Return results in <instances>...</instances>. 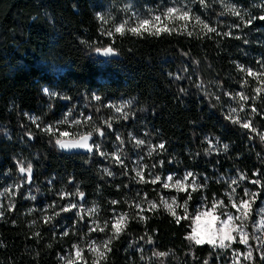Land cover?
<instances>
[{
	"label": "trees",
	"instance_id": "1",
	"mask_svg": "<svg viewBox=\"0 0 264 264\" xmlns=\"http://www.w3.org/2000/svg\"><path fill=\"white\" fill-rule=\"evenodd\" d=\"M164 1L0 0V182H10L14 193L3 202L0 198V211L4 212L0 217V264H65L59 256L74 243L84 248L83 256L87 264H92L93 254L83 246L81 235L86 229L84 219L74 209L60 211L78 200L77 190L85 194V201L94 200L99 209L95 219L101 223L111 222L113 211L129 214L127 228L113 240L112 251L103 264H203L205 259L209 264H225L230 260L229 250L195 245L187 239L195 205L200 200L207 206L214 199L226 202L229 182L245 173L247 179L236 189L238 196H244V188L260 191L250 220L256 208L264 207V190L249 182L257 178L253 173L259 170L264 184V141L226 119L224 109V100L230 97L225 93L234 94L232 88L248 78L237 64L253 69L260 65L257 61L264 62V21L255 19L245 27L238 17L225 11L221 0H208V7H201L199 0H182L192 9L193 18L187 26L196 33L193 36L178 32L160 36L103 34L114 31L116 17L125 5L160 14ZM225 2L239 8L245 19L264 15V0ZM105 9L114 15L107 26L97 18V13L105 15ZM195 16L216 27L221 35L199 34L201 26L196 24ZM164 23L177 28L185 24L180 20ZM233 24L240 27L232 28ZM230 29L232 36L222 35ZM109 45L116 49L115 54L103 56L94 51L97 46ZM45 85L58 95L47 96ZM94 95L101 100L96 101ZM252 96L239 115L241 121L250 119L262 133L264 94L255 101ZM112 100L131 102L126 108L127 120L120 117L117 122L112 118L105 106ZM253 104L256 113H252ZM62 106L71 112L82 106L90 112L92 119L85 122L84 130L102 127L107 137L117 141L116 130L125 142L124 128L138 126L154 146L163 143V150L143 155L148 182H137L125 145L126 167L109 162L112 176L101 169L106 160L98 152L59 148L55 143L58 133L49 135L41 129L53 123L57 108ZM28 113L40 118V128ZM109 119L111 129L104 124ZM61 126L69 128L67 123ZM224 145H228L226 151ZM17 161L25 167L32 164L31 182L19 173ZM172 171L193 173V179L203 187L178 191L165 189L159 181L152 184L149 179V175L162 177ZM61 193L72 195L61 199ZM164 193L176 198V216L162 205ZM149 201L158 207L149 211ZM10 203L14 204L11 210ZM135 203L143 206L146 219L138 218L140 210ZM56 212L60 214L54 215ZM45 215L54 218L45 223ZM177 217L181 218L179 223ZM64 231L69 234L62 235ZM111 232L109 223L105 232L89 234L102 243ZM148 237L152 243L147 242ZM153 252L168 255L154 257Z\"/></svg>",
	"mask_w": 264,
	"mask_h": 264
},
{
	"label": "snow or ice",
	"instance_id": "2",
	"mask_svg": "<svg viewBox=\"0 0 264 264\" xmlns=\"http://www.w3.org/2000/svg\"><path fill=\"white\" fill-rule=\"evenodd\" d=\"M222 3H224L225 11L228 14H231L233 16L238 17L244 24V26L251 25L253 23V20L259 19L261 21H264V15H261L259 17H250L248 19H245V15L242 14L241 10L237 8L235 5L228 4L225 2V0H221ZM199 4L201 7H208V0H199ZM130 5L126 6V10H130ZM132 17H135L134 23H130L131 17L129 19H126L122 21L119 24H116L114 26L113 30H107L103 34L107 36H113L114 34H120L123 36L126 32H130L132 35L135 36H144L145 34L151 35V36H160L162 33L172 34L173 32H178L180 34H186L187 36H193L194 33L192 30H188L187 22L193 18L192 9L188 8L186 6L181 7L179 5L167 7L164 9V11L160 14H150L148 18H141L136 13H132ZM97 18L103 21L104 24L108 23V20L105 19V17L97 13ZM196 24L201 26V32L199 34H202L204 36H207L211 33H215L217 35H221L220 32H218V29L214 26H211L209 23H207L205 20H202L200 16L194 17ZM164 20L172 21V20H180L184 21L185 24L181 25L179 28L177 27H169L168 24L163 23ZM232 28H239V24H233L231 26ZM224 36H232L233 33L231 29L228 32L223 33ZM236 39H240L239 36L235 37ZM245 43L248 41L245 40ZM94 51L98 54H102L103 56H110L116 53V49L109 45V46H97L95 47ZM258 64H260L261 71L257 72L254 71L251 67L245 68L244 65L237 64L238 70L246 73L247 77H253L256 80L260 82V84L264 85V62L257 61ZM177 79H180V77H177ZM248 81L247 79L244 80V84L247 85ZM201 84H198L197 87H201ZM45 94H48L50 96L55 97L58 95L54 92H49V89L45 88L43 89ZM183 91V89H182ZM255 95L251 97L253 101H255L257 98H259V95L264 92V87H257L255 90ZM225 95L230 96L232 99L238 98V105H239V111L237 108H229L228 115L226 116V119H229L232 123L240 124L243 128L249 129L252 133H256L259 135V138L261 141H264V133H259L258 130L252 126V121L250 119L241 121L239 113L244 110L245 103L249 100V96L246 95L244 92H239L233 95L232 93H225ZM96 101H100L101 97L98 95H94L93 97ZM216 99L219 101V97H216ZM131 102H123L119 105L109 104L107 107L112 108L115 110L116 113H119L120 116L127 120L128 119V112L125 111V109L129 106ZM252 113H256L258 109L256 108L255 104L252 106ZM27 115V114H25ZM68 116H70V113H68L64 120L58 121V124H64V123H74V124H81L82 122H88L91 121L92 117H86L84 121L79 120H73L69 121ZM29 119L32 121L33 124H36L37 128H40V124L38 121L40 120L39 117L36 116H30ZM104 124L107 125L108 129L112 128V122L111 120H105ZM42 131L48 133L49 135H55L56 132L59 131L58 128H54L53 125H46L42 129ZM95 133H97L99 136H104L105 131L102 127H95L93 129ZM93 131L85 132L81 135H79L78 139H71L67 138L69 137L68 132H59V135L57 136L55 143L56 145L65 150H72V149H78L83 148L87 149L89 152H92L94 149L96 152L99 153L100 156L104 158H112L114 163H118L123 167H126L124 164V160L122 159L123 155V149L122 145L124 141L121 139L119 135L116 136L117 141L121 145V147L117 148L116 152L113 153H105L104 151L100 150V145L96 144L95 142L89 143L93 136ZM131 137V134H129ZM28 136L31 138L32 134L29 132ZM135 145L137 147L144 145L145 140L142 139H135ZM209 144L211 145V141H209ZM228 145H224L225 151L227 150ZM157 149L163 150L164 144L161 143L159 145H150L148 155L151 156L153 151H156ZM162 163V162H161ZM18 164V170L21 174H27V179L29 182H31L32 178V171L33 167L31 163L27 164V167L24 166L23 162L17 161ZM144 167H147L146 165L143 167H140L139 169H134L136 171V177L138 183H147L148 181L145 180L144 177ZM103 171L108 175L112 176L113 173L108 169L105 168ZM261 173L259 170L257 172L253 173V176L257 177L256 179H253L249 181L253 185L260 186L261 190H264V184H262L261 179L259 178ZM194 174L189 172L186 173L184 177V181L176 180L175 185L177 187L178 191H188V188H192V191H196L198 188H202L203 185H199L195 179L191 181V184H186L185 181L188 180L189 177H193ZM247 179V176L245 173H240L238 179H232L231 183L228 185L229 191L226 193L227 198L230 202V207L233 209H236V214H232L231 212L227 211V205L224 204L223 200H214L212 208L216 209L218 206L221 209H224L223 215H226V219H220L219 216H213L211 213H197L195 220L199 221L201 216L209 215L211 216L212 221H218L219 227H214L212 222L210 221L206 226V232L204 234L201 233L200 226L197 224L196 227H193L192 232L188 235L187 239L191 242H193L195 245H204L208 244L213 249H219V250H231L232 256H231V264H256V256L258 255L259 260L264 264V208H261L259 211L261 213L260 219L252 223L251 227L253 231L250 233L248 231V222L252 216L253 212V205L256 203V200L260 197V191L252 192L248 188L243 189L244 196L239 197L237 194V187L240 186V183ZM161 180V177L159 175H156L152 180V184H156L158 181ZM173 177L168 176L167 181H172ZM173 185H170L168 182L163 183V187L165 189L171 187ZM17 188L20 187V185L16 186ZM12 192L11 187L8 189H5L4 192H0V196L4 195L5 193ZM14 195V193H13ZM72 194L70 193H61V199H64L67 196H70ZM77 195L83 199L84 193L79 192L77 190ZM189 199L191 198V192H188ZM147 198V194H145V199ZM32 199H35V197H32ZM175 200L176 198H172V204H169L166 200L162 198V203L164 207L171 212L173 216H176L175 212ZM112 204L119 203L118 201H112ZM149 208L148 210H155L158 205L154 201H149ZM187 203V202H185ZM0 207H3L0 205ZM50 207H54L50 206ZM134 207L139 209L140 211L137 213V216L140 220L146 219L142 213L145 210L141 204L135 203ZM9 210L14 208V204L8 205ZM77 208L76 204L69 203L67 206L61 207V212H70L73 209ZM84 211H87V214L92 216L95 215L99 209L97 207H93L90 209H83V207H80V210L76 212V215L83 220L84 216L82 213ZM185 212H187V209H185ZM59 212L54 213V215H59ZM4 215L3 211H0V217ZM54 217H50L45 215L43 217V220L45 223L51 222V220ZM129 219L128 213H121L114 217L113 221H105L103 226H101L97 221L92 222V226L89 228V232H105L106 229H108L109 223H111V235L108 236L106 240H104L101 244H97L96 241H90L86 247L90 253L93 254V262L92 264H103L104 261L107 260V255L112 251L111 244L113 240L119 239L120 235L125 231L127 228V223ZM180 217H177L176 222H180ZM35 223V222H34ZM195 223V221H194ZM259 233V235H257ZM69 233L68 231H64L62 235L67 236ZM37 237H39V233H35ZM141 239H144L141 237ZM250 241H255V246L250 243ZM148 243H152L151 237H148ZM234 243H239L245 246L247 249L245 252H240L238 249L233 248ZM74 249V257L66 258L64 256H61V260H66V264H76L77 261L81 262V264H87V261L85 260L83 253L84 248H81L79 245H73ZM254 253L256 255H254ZM154 257H164L167 256L168 253L165 252H153L152 254ZM143 258V257H142ZM203 264H209V260L205 259L203 261Z\"/></svg>",
	"mask_w": 264,
	"mask_h": 264
},
{
	"label": "rangeland",
	"instance_id": "3",
	"mask_svg": "<svg viewBox=\"0 0 264 264\" xmlns=\"http://www.w3.org/2000/svg\"><path fill=\"white\" fill-rule=\"evenodd\" d=\"M131 6L130 7V10H126V8H123L120 12V15H118L116 17V24H119L121 23L122 21L126 20V19H129L130 17L132 18L130 23H134L135 21V17H132V13H136L138 16H140L141 18H148L149 17V13H151L150 11L148 10H139L138 8L134 7L132 4H128V6ZM162 5V10L164 11V9H166L167 7H171V6H176V5H179L181 7H184L185 4L182 2V0H165L163 3H161ZM126 7V5L124 6ZM155 14L156 12L153 11ZM105 15H103L105 17V19L108 20V23L105 24V26H107L109 24V22L111 21L112 17L114 16L113 15V12H111L110 10L108 11L107 9H105L104 11ZM164 23V21H163ZM115 24V25H116ZM254 71H261V67L260 65L253 68ZM248 83L247 85L244 84V80L242 78V81L239 84H237V86H235L234 88H232L235 93L233 95H235L236 93H239V92H244L246 95H255V92L254 90L257 88V87H264V85L260 84V82L258 80H256L255 78L253 77H248L246 78ZM49 89V92H54V89L50 86H47L45 85L43 87V89ZM264 94V92H262ZM47 96L49 97H53V96H50L48 94H46ZM123 102H126L125 100H119V101H116V100H112V101H107L105 106L107 107V105L109 104H114V105H119ZM224 103H225V106H224V109H225V112L227 113L228 115V110L229 108H237L238 111H239V105H238V98L237 99H232L231 97H228L226 100H224ZM246 104V103H245ZM109 108V107H107ZM74 111H69V109H67L65 106H62V107H59L57 108V112H56V115H55V118L53 119V123H47L46 125H53L54 128H58L59 131L57 132L58 135H59V132H68L69 133V137L67 138H77L79 135L83 134V132H88L87 130H84V124L85 122H82L81 124L77 125V124H74V123H67L69 128L67 127H64V126H61L62 124H58L57 122L58 121H62L64 120L65 116L70 113V116H68V120L69 121H73V120H79V121H84L86 117H89L90 116V112L87 111V110H84L82 108V106H77V107H74ZM111 114L113 115L112 118L118 122V118H120V114L119 113H116L114 109L112 108H109ZM125 111L127 112V110L125 109ZM244 111V110H243ZM240 112V113H243ZM239 113V114H240ZM28 116H35L33 113H28ZM45 125V126H46ZM124 125V124H122ZM117 126V125H116ZM131 126L128 125L126 128H124V132H126V140L124 142L123 145H125L126 147V151H130L129 153V159L131 161V165H130V169L132 170L133 174H136V171H134V169H139L140 167L143 166V155H146L149 151V146L150 145H153V143H151L150 139L147 137L145 131H143V129L141 127H138L136 126V128L138 129V131H136V128L134 129L133 128H130ZM117 128H119V126H117ZM116 136L117 135H120L119 132H117L116 130H114ZM264 133V131L262 132ZM131 134V137L130 135ZM135 138V139H142V140H145V144L144 145H141L139 147H137L135 145V140L132 139V138ZM109 138V140H108ZM95 142L96 144H99L100 145V150L101 151H104L105 153H113V152H116L117 151V148L118 147H121V145L119 144V142L117 143V141L114 139V137H107L106 135L104 136H99L97 133H93V136L90 140L89 143H93ZM154 146V145H153ZM130 148V150H129ZM89 152V151H88ZM93 153H97L95 151V149L92 151ZM101 158L106 162L102 163V165L100 166L101 169H105V168H109L110 164L109 162L113 161L112 158H104L101 156ZM122 159H123V155H122ZM20 173V172H19ZM186 173L188 172H184V173H175V172H165L163 174V176L161 177V180L159 181L161 183V185L163 186V183L164 182H168L170 185H173L167 189H177L175 185V181L176 180H181V181H184V177L186 175ZM21 174V173H20ZM25 176H27V174L25 173L24 174ZM168 176H172L173 177V180L172 181H167V177ZM155 176L153 175H149V179H153ZM193 180V177H189L187 181H185L186 184H191V181ZM9 183L8 181L6 180H3L2 182H0V192H4L5 189H8L10 188L9 187ZM230 184V182H229ZM228 184V185H229ZM76 187H74V190H75ZM229 191V188H226L225 189V194ZM13 192H9V193H5L4 195L0 196L1 198V201L3 202L4 199L8 198L9 196H11ZM162 198L164 200H166L169 204H172V196L167 194V193H164V194H161V199L160 201L162 202ZM214 200H220V199H214ZM214 200H211V204L209 206H207L206 204H204V202L202 200H200L194 207V210L192 211L190 217H191V220H192V223H191V229H193V227H196L197 224H199L200 226V230H201V233L204 234L206 232V229H205V226L211 221L213 226L214 227H219V222L218 221H212L211 220V216L209 215H205V216H201L199 221H196L195 218H196V215L197 213H201V212H204V213H211L213 216H219L220 219H226V215H223L222 213L224 212V209H221L219 206L216 208V209H213L212 208V205H213V202ZM73 204H76L77 205V208H75L73 211H79L80 210V207L82 206L83 209L87 210V209H90V208H93L94 207V200L93 199H86V201L84 199H82L81 201L79 200H73L72 202ZM225 205H227V211L231 212L232 214H236V209H233L230 207V202L227 198V195H226V202H224ZM163 205V203H162ZM143 207V206H142ZM43 207H39V210H41ZM261 208H264L263 206L259 207V208H256L255 211H254V217L249 220L248 224H249V232L251 233L253 231L251 225L252 223H254L255 221L259 220L260 219V209ZM83 214L86 216L84 218V221H85V226H86V229L84 230V232L81 234L82 235V238H83V241H85L84 243V247L85 249L88 251L86 245L90 242V241H96L97 244H101V241L102 240H99L96 238V235L94 234H89V228L92 226V222L95 220V215H88L87 214V211H84ZM120 214V212L118 211H113L112 213V216H110V219L111 221H113L114 217L116 215ZM195 221V223H194ZM101 226H103L104 223H101L99 221H97ZM192 232V230H191ZM257 235H259V233H257ZM250 243H252L254 246H255V241H250ZM76 245V243H74ZM70 245V247H67L66 250L63 252V254H61L59 256V259L61 260V256H64L66 258H70V257H74V249H73V245ZM77 245H79V243H77ZM233 248L234 249H238L240 252H245L247 249L245 248L244 245L242 244H239V243H234L233 244ZM229 253H230V260L227 261L225 264H231V256H232V253H231V250H229ZM254 255H256L254 253ZM62 262H64L66 264V260H61ZM76 264H81V262L77 261ZM256 264H262V262L259 260V257L258 255L256 256Z\"/></svg>",
	"mask_w": 264,
	"mask_h": 264
},
{
	"label": "water",
	"instance_id": "4",
	"mask_svg": "<svg viewBox=\"0 0 264 264\" xmlns=\"http://www.w3.org/2000/svg\"><path fill=\"white\" fill-rule=\"evenodd\" d=\"M83 133H85V132H83ZM79 138V136L77 137V138H71V139H78ZM90 142V141H89ZM77 150H80V152H86V151H88L87 149H83V148H78ZM76 197L78 198V200L79 201H81L82 199L77 195V193H76Z\"/></svg>",
	"mask_w": 264,
	"mask_h": 264
}]
</instances>
